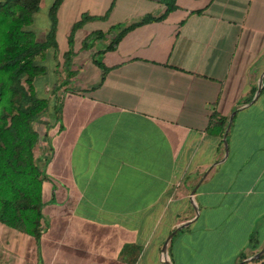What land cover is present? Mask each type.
Here are the masks:
<instances>
[{
  "label": "crops",
  "instance_id": "obj_1",
  "mask_svg": "<svg viewBox=\"0 0 264 264\" xmlns=\"http://www.w3.org/2000/svg\"><path fill=\"white\" fill-rule=\"evenodd\" d=\"M44 1L48 33L56 0ZM175 5L107 50L112 26L162 16L167 3H61L47 55L67 25L59 65L75 86L55 82L34 124L42 234L0 224V264H264V90L247 102L264 76V0ZM84 15L94 18L72 47Z\"/></svg>",
  "mask_w": 264,
  "mask_h": 264
},
{
  "label": "trees",
  "instance_id": "obj_2",
  "mask_svg": "<svg viewBox=\"0 0 264 264\" xmlns=\"http://www.w3.org/2000/svg\"><path fill=\"white\" fill-rule=\"evenodd\" d=\"M63 1L56 0L52 5L51 28L46 40L40 41L32 25L42 0H0V224L36 238L42 234L44 176L35 158L40 134L34 124L50 112L51 102L39 95L35 82L47 71L43 61L48 49L58 48L57 10ZM164 1L168 9L162 16L146 15L127 26H112L110 31H119L107 50L115 49L130 30L164 19L176 6L175 0ZM92 18L84 15L74 25L69 38L72 47L75 32ZM96 35L106 33L98 31ZM95 62L102 64L99 59ZM55 111L59 113L60 108Z\"/></svg>",
  "mask_w": 264,
  "mask_h": 264
},
{
  "label": "rangeland",
  "instance_id": "obj_3",
  "mask_svg": "<svg viewBox=\"0 0 264 264\" xmlns=\"http://www.w3.org/2000/svg\"><path fill=\"white\" fill-rule=\"evenodd\" d=\"M51 0H45L44 4L47 6ZM48 7H44V9L37 14L35 17V23L32 25V28L38 33V38L40 40L44 39L47 33V28L49 27V18L47 14ZM69 33V27L65 25V27L61 30V37L59 39V50L56 51L55 54H50L51 56L48 59L46 56V60L48 61V68L45 73L40 74L36 79V86L38 89V93L41 96H49L51 94V88L54 87V83L57 82L58 88H72L75 86V82L72 80H68L65 76L67 71L64 69L63 65H59L60 58L63 56V52L69 48V43L67 39V34ZM83 37V36H82ZM80 43V42H79ZM104 45L105 42H97L96 48H100L99 44ZM80 46V44L76 45L75 48ZM58 52V53H57ZM68 80V81H67Z\"/></svg>",
  "mask_w": 264,
  "mask_h": 264
},
{
  "label": "water",
  "instance_id": "obj_4",
  "mask_svg": "<svg viewBox=\"0 0 264 264\" xmlns=\"http://www.w3.org/2000/svg\"><path fill=\"white\" fill-rule=\"evenodd\" d=\"M263 87H264V76H262V77L260 78V82H259L258 89H257V91H256V93H255V95H254V97H253V99L251 100L250 103H253V102L259 97L260 93L262 92ZM246 105H248V104H246ZM236 112H237V110H235V111L233 112V114L231 115V117H230V123H229V125H228V127H227V130H226V133H225V136H224V143H225V146H226V152L228 151L227 133H228V130H229V128H230V124H231V122H232L233 116H234V114H236ZM195 189H196V188H195ZM195 189L192 191V194L195 193ZM175 231H176V230H175ZM175 231H174V232H175ZM174 232H172V233L170 234V236L168 237V239L166 240V242H165V244H164V246H163V251H164L163 254H164V257H165V258H167V246H168V242H169V240H170V238L172 237V235H173ZM263 252H264V248H263L261 251H259V252L255 255V258L260 257V256L263 254ZM166 264H170V262H168V263H166Z\"/></svg>",
  "mask_w": 264,
  "mask_h": 264
}]
</instances>
